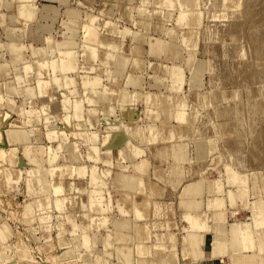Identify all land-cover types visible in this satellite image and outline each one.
<instances>
[{
	"label": "rangeland",
	"instance_id": "374dc122",
	"mask_svg": "<svg viewBox=\"0 0 264 264\" xmlns=\"http://www.w3.org/2000/svg\"><path fill=\"white\" fill-rule=\"evenodd\" d=\"M257 206L264 0H0V264H264Z\"/></svg>",
	"mask_w": 264,
	"mask_h": 264
},
{
	"label": "bare ground",
	"instance_id": "6f19581e",
	"mask_svg": "<svg viewBox=\"0 0 264 264\" xmlns=\"http://www.w3.org/2000/svg\"><path fill=\"white\" fill-rule=\"evenodd\" d=\"M183 16H185V14L183 13L182 14ZM90 38L91 39H96V37H97V31H96V29H94L93 27H90ZM66 57L67 58H69V59H71L72 58V53L71 52H66ZM67 62V61H66ZM40 84H41V86H43L44 85V81H42V82H40ZM46 86V85H45ZM180 117H183V114L181 113L180 115H179ZM23 134H25L21 129H17V130H13V132H12V136H22ZM203 150V149H202ZM201 150V151H202ZM182 154V151L181 150H179V154ZM180 154V155H181ZM55 158H57L55 155L54 156H52L50 159H51V161H54V159ZM74 168V167H73ZM83 168V167H82ZM81 168V173H83L85 170H83ZM83 171V172H82ZM123 177L124 178H122V180H124V182L126 183L127 182V179H126V176H124L123 175ZM235 181H241L242 182V184H243V182H244V180L240 177V176H235ZM41 178L40 177H38V178H36V181L38 182H41ZM245 183V182H244ZM61 187L60 186H58L57 187V189L56 190H59ZM191 189H193L192 187H191ZM243 189H245V188H243ZM235 196H237V195H235ZM217 199H219V198H217ZM215 200V199H214ZM236 200V199H235ZM216 202V203H215ZM222 200H217V201H214V202H212V203H215L216 205H218V204H221L222 205ZM214 204V205H215ZM220 205V206H221ZM263 206V205H262ZM262 206L261 207H259L258 208V206H257V209L256 210H258L259 209V211H257V213L255 214V226H256V229H257V227H260V226H263L264 225V213L262 212V211H264V210H262ZM156 209V208H155ZM220 209V208H219ZM264 209V208H263ZM135 210H137V211H135L136 213H139L138 212V209L136 208ZM159 210V209H158ZM254 211H255V209H254ZM134 212V213H135ZM158 212V211H157ZM135 213V214H136ZM141 213V212H140ZM140 213H139V215H140ZM188 214H189V212H187ZM255 213V212H254ZM196 214V213H195ZM188 217L189 218H191L190 217V215H188ZM193 218H192V220L191 221H193V226H197V228L198 227H200V229H201V227H203L202 229H205L204 228V224H203V222H200L198 219H200V217L198 218L197 216L196 217H194V216H192ZM201 220H203V219H201ZM120 221V220H119ZM122 221V220H121ZM124 221V220H123ZM205 221V220H204ZM118 222V221H117ZM206 222V221H205ZM116 223V222H115ZM121 223V222H120ZM124 223V222H123ZM123 223H121V225H124ZM127 223V222H126ZM242 224H245V223H242ZM120 225V224H119ZM120 225V226H121ZM206 225V224H205ZM240 225V224H239ZM254 225V224H253ZM241 226V225H240ZM116 227V226H115ZM262 228V227H261ZM191 230L190 231H193V229L192 228H190ZM199 229V230H200ZM208 229V228H207ZM255 229V230H256ZM260 229V228H259ZM199 230H197V231H199ZM253 228H251L250 227V224L249 223H247V224H245V226H242L241 228H239L238 229V231H237V233L241 236V238H243V245H244V247L247 249V248H249V246H251L252 244L253 245H256L257 243H256V240H253V237H254V234L256 233V231H255ZM208 231V230H207ZM255 231V232H254ZM258 231V230H257ZM260 231V230H259ZM258 231V232H259ZM258 232L256 233V235L258 234ZM260 233V232H259ZM261 238V237H260ZM255 239V238H254ZM89 243H90V239L86 236V235H84V244L85 245H89ZM218 243V242H217ZM220 244V243H219ZM260 244V243H259ZM259 244H257L256 246H258ZM142 246H144V245H142ZM216 247H218V245L216 244ZM259 247V246H258ZM260 247H261V249L260 250H264V241L261 239V244H260ZM145 248V247H144ZM220 248H222L221 247V244H220ZM220 248H217V249H220ZM224 248H225V246H224ZM141 250H143L142 248H141ZM146 250V249H145ZM143 252V251H142ZM218 252V251H217ZM221 252H222V250H221ZM219 253H220V251H219ZM258 254H260V253H258ZM214 257V256H213Z\"/></svg>",
	"mask_w": 264,
	"mask_h": 264
},
{
	"label": "crops",
	"instance_id": "0c3cea01",
	"mask_svg": "<svg viewBox=\"0 0 264 264\" xmlns=\"http://www.w3.org/2000/svg\"><path fill=\"white\" fill-rule=\"evenodd\" d=\"M0 235H1V234H0ZM128 262L130 263L129 259L127 260V263H128Z\"/></svg>",
	"mask_w": 264,
	"mask_h": 264
}]
</instances>
